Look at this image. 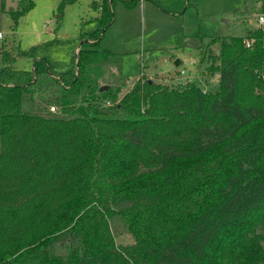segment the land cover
Returning a JSON list of instances; mask_svg holds the SVG:
<instances>
[{
  "label": "trees",
  "instance_id": "trees-1",
  "mask_svg": "<svg viewBox=\"0 0 264 264\" xmlns=\"http://www.w3.org/2000/svg\"><path fill=\"white\" fill-rule=\"evenodd\" d=\"M115 1L95 2L99 27L65 72L46 58L18 70L1 51L0 264H264L262 34L212 39L214 92L142 80L122 96L92 72L114 57L99 44ZM43 89L60 113L24 111Z\"/></svg>",
  "mask_w": 264,
  "mask_h": 264
},
{
  "label": "rangeland",
  "instance_id": "rangeland-1",
  "mask_svg": "<svg viewBox=\"0 0 264 264\" xmlns=\"http://www.w3.org/2000/svg\"><path fill=\"white\" fill-rule=\"evenodd\" d=\"M101 1L65 4L64 0H35L33 10L14 20L10 9L17 7L18 0H0V33L5 36L0 46V68L6 65L1 55L6 50L12 66L18 70H32L35 61L42 58L49 59L56 72L69 70L82 43L81 34L99 27L100 9L95 2ZM259 3V0H146L129 9L122 0H116L114 21L99 44L100 51H109L114 57L106 65L94 66L93 75L102 86L122 87V96L142 80L167 87L191 81L199 83L207 93L214 92L219 88L220 74L211 75L207 67L211 65V54L220 55L221 45L218 41L212 43V39L243 37L254 30L257 15L264 12ZM33 49L34 55L28 56ZM204 54L206 58L202 61ZM193 59L197 63L190 66ZM176 60L182 65L176 66ZM182 71L186 74L182 75ZM257 93L261 94V89ZM56 103L57 96L43 89L27 97L23 109L44 113L57 106L60 113ZM133 241L126 233L117 238L121 245Z\"/></svg>",
  "mask_w": 264,
  "mask_h": 264
},
{
  "label": "built area",
  "instance_id": "built-area-1",
  "mask_svg": "<svg viewBox=\"0 0 264 264\" xmlns=\"http://www.w3.org/2000/svg\"><path fill=\"white\" fill-rule=\"evenodd\" d=\"M140 1L141 2H144L146 0H140ZM252 31H257V32L261 33L262 36H263V42H264V12H261V13H259L257 15L255 28ZM4 39H5L4 34L3 33H0V46H1L2 41H4ZM244 43H245L246 48L251 49L253 47L254 43H255V39H251V38L250 39H245ZM196 63H197V61L195 59H193V60H191L189 62L190 66H195ZM257 73L259 75V78L264 83V68H262L259 71H257ZM181 74L182 75H185L186 74V71H182ZM190 82L191 81H188V83H190ZM261 91H262V89H261ZM263 93H264V90H263ZM48 112L49 113H53V114H57V113H59V109L57 108V106H51L49 108V111Z\"/></svg>",
  "mask_w": 264,
  "mask_h": 264
},
{
  "label": "crops",
  "instance_id": "crops-1",
  "mask_svg": "<svg viewBox=\"0 0 264 264\" xmlns=\"http://www.w3.org/2000/svg\"><path fill=\"white\" fill-rule=\"evenodd\" d=\"M260 1V0H259ZM102 2V1H101ZM259 6H260V8L261 9H263V7H264V5H263V3L260 1V3H259ZM91 31H93V30H91ZM79 50H80V47H79V49H78V51H77V54H78V52H79ZM175 65L176 66H180V65H182V62L180 61V60H176L175 61Z\"/></svg>",
  "mask_w": 264,
  "mask_h": 264
},
{
  "label": "water",
  "instance_id": "water-1",
  "mask_svg": "<svg viewBox=\"0 0 264 264\" xmlns=\"http://www.w3.org/2000/svg\"><path fill=\"white\" fill-rule=\"evenodd\" d=\"M83 43H88V41H83V42L81 43L80 47L83 45ZM108 89H109L108 86H103V87L101 88V91H105V90H108Z\"/></svg>",
  "mask_w": 264,
  "mask_h": 264
}]
</instances>
